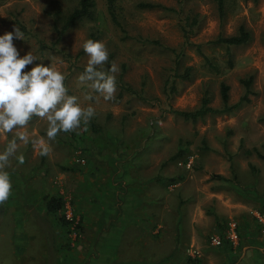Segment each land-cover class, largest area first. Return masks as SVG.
Listing matches in <instances>:
<instances>
[{"label":"rangeland","instance_id":"374dc122","mask_svg":"<svg viewBox=\"0 0 264 264\" xmlns=\"http://www.w3.org/2000/svg\"><path fill=\"white\" fill-rule=\"evenodd\" d=\"M78 1L0 0V35L17 26L24 37L13 40L20 56L31 52L38 59L34 63L51 64L65 76L68 94L77 96L82 107L95 109L89 124L82 123L77 132H61L50 142L47 156L39 155L31 143L18 142L17 155L23 154L25 162L20 165L12 158L6 169L11 182L17 175L42 198L57 190L64 199L58 214L42 212L49 228V264L62 255L65 263L104 264L111 244L116 248L109 264H127L124 253L140 260L135 264L155 259L163 264H264V256H247L253 248L264 255V168L260 166L259 173L250 168L237 180L246 158L238 157L239 150L264 153V0H224L222 17L217 0H115L119 26L111 20L106 0H94L95 17L59 35L55 28H61L60 17ZM146 2L175 11L139 6ZM240 25L250 32L248 43L229 50L211 43L235 34ZM91 34L105 44L111 63L118 67L113 100H104L78 80L88 57L77 54ZM187 67L190 78L178 77ZM250 75V102L232 112L208 113L196 122L173 112L198 108L204 95L209 106L220 107L221 82L229 87V103H235L244 93L240 80ZM120 83L129 88L122 90ZM46 128V121L34 117L22 131L47 142ZM13 136L0 133V152ZM178 150L180 158L169 160ZM132 156L139 157L135 164L142 161L139 184L135 177L125 176L124 164ZM257 176L256 194L239 189V181ZM178 177L175 184L165 185L167 179ZM127 193L140 202L144 196H150L148 202L158 198V206L150 208L159 209V214L133 227L142 229L143 237L124 248L133 211L117 219L121 206L116 204ZM36 203L31 212L42 214ZM62 215L73 220L57 233ZM232 226L236 242L228 238ZM213 236L221 243L213 245ZM170 249L174 257L163 260ZM16 261L6 248L1 250L0 264Z\"/></svg>","mask_w":264,"mask_h":264},{"label":"clouds","instance_id":"9594fccd","mask_svg":"<svg viewBox=\"0 0 264 264\" xmlns=\"http://www.w3.org/2000/svg\"><path fill=\"white\" fill-rule=\"evenodd\" d=\"M24 40L23 33L16 26L12 32L0 35V133L13 134L4 150L0 152V204L5 203L12 193L10 174L6 171L15 158L20 165L25 160L18 153V142L31 143L39 155L47 156L50 142L61 133L77 132L82 123L87 125L95 116V109L89 105L82 107L78 97L68 94L65 76L55 67L45 65L31 52L20 56L13 40ZM88 57L87 66L78 77L81 84H87L94 92L109 101L115 98L117 91L116 73L118 67L113 62L108 64L109 53L101 41L87 39L82 45ZM29 65H34L30 70ZM94 97L86 96V100ZM47 122L46 137L30 138L26 129L33 118Z\"/></svg>","mask_w":264,"mask_h":264},{"label":"crops","instance_id":"0c3cea01","mask_svg":"<svg viewBox=\"0 0 264 264\" xmlns=\"http://www.w3.org/2000/svg\"><path fill=\"white\" fill-rule=\"evenodd\" d=\"M259 153L263 154L262 152L258 151ZM238 157L245 158V164L243 163L242 168L243 171H237V180H240L241 174L248 173L252 169H255L254 172L256 173L258 171L260 166H263L264 168V158L259 156L257 152L253 151L252 149H244L239 150ZM141 158V157H140ZM133 159V161H131ZM139 159V157L132 156L125 164L126 167V174L125 176L130 175L132 178H136L135 181L139 184V181L141 180V174L139 173L140 168L142 167V161H138L139 163L135 164V162ZM242 159V160H243ZM142 160V159H141ZM141 164V165H140ZM137 166L135 169V173L131 174L129 169L131 167ZM253 172V171H252ZM250 173V172H249ZM13 178H16V181H12V193L9 197V199L3 203L0 204V253L1 250L7 249L10 253L14 255L15 260H18L17 264H49L48 261V244H47V236L49 234V228L47 226V219L43 215L42 212H44L45 208L42 204L43 198L40 196L37 191L34 190L32 184L26 180L21 179L17 175H14ZM145 179V178H143ZM258 179L257 176L256 180H243L242 182L239 181V189L245 190L246 192H253L256 194V188L253 187L255 184L258 185ZM175 184V183H174ZM141 185V184H140ZM166 185V184H165ZM173 185V184H172ZM260 185V183H259ZM138 188L139 186L136 185ZM136 187V188H137ZM142 188V186H141ZM248 189V190H247ZM44 193V192H42ZM45 194V193H44ZM55 194H60L57 190L55 191ZM50 194L49 196H51ZM61 195V194H60ZM48 196V195H45ZM44 196V197H45ZM41 197V198H40ZM150 196H144L143 200L141 199V202L137 199V197L132 198L127 193L126 196L118 198L119 203L117 201H114L116 205L121 206V211L118 218L123 215L125 211L130 209L133 211L132 219L127 221L129 223V227L126 230V235L129 236L126 241L122 243L121 246L128 247L129 245H137L136 242L143 237V230L138 229L141 227L140 224H143L145 222L144 219H146L148 216L152 217V214L155 212V217L159 214V209L153 210V206H158L159 199L156 198L153 202H148V198ZM264 197V195L262 196ZM41 199V200H40ZM151 200H154L155 197H151ZM263 201V198H261ZM38 201V202H37ZM37 202V203H36ZM141 203L140 205H135ZM264 202V201H263ZM38 206L37 209L40 210L42 214H33L31 211L35 206ZM39 203V204H38ZM114 204V205H115ZM140 206V207H139ZM2 207H6L5 211H2ZM127 208V209H126ZM108 209V204H106V208L104 209V213ZM110 209V208H109ZM139 211V212H138ZM258 213V212H257ZM260 213V212H259ZM110 215V214H106ZM59 227L56 231L57 233L61 230V225L58 224ZM138 227V228H133ZM133 229V230H129ZM135 230V231H134ZM109 234H112L111 231H109ZM115 237V236H114ZM59 239H62V235H59ZM60 242V241H59ZM111 251L113 252L116 248V245L111 244ZM174 249V248H173ZM172 249V250H173ZM253 250L251 253H247V256L251 257L259 255L260 257H263V253L259 251L257 248L251 249ZM109 252V259L108 261H105L104 264L112 263L111 254ZM171 252V249L168 253ZM128 253H124L123 260L125 257V260L127 264H135L139 263L140 260L137 259V257L132 256ZM251 255V256H250ZM57 263L56 264H78L75 262L71 263H65L64 260H66L65 256L57 257ZM60 258V259H59ZM64 259V260H63ZM158 259H155L151 262V264H163L160 261H157ZM142 263V262H141ZM164 264H173L169 262H165ZM186 264V263H184ZM232 264V263H227ZM238 264H245V262L240 261Z\"/></svg>","mask_w":264,"mask_h":264},{"label":"trees","instance_id":"16d2710c","mask_svg":"<svg viewBox=\"0 0 264 264\" xmlns=\"http://www.w3.org/2000/svg\"><path fill=\"white\" fill-rule=\"evenodd\" d=\"M179 1V0H178ZM115 0H106V6L107 10L110 14L111 20L113 21L114 24L120 25L116 13H115V5H114ZM217 5H218V12L219 16L222 17L223 15V7H224V0H217ZM95 4L94 0H79L78 4L70 11L68 14L61 16V28L59 29L56 27L55 29L57 30L58 34L61 35L64 31H66L69 27L74 25L75 23L84 20V19H93L95 17ZM140 7L143 8H162L165 10L169 11H175V9L171 7H166L164 5L158 4V3H151V2H146V3H139ZM60 16V13L57 12L56 17ZM194 23V20L192 21ZM89 39L94 40V35H90ZM251 39L250 32L246 30V28L243 25H240L238 28V31L229 36H219L216 39L212 40V44L216 45H224L226 48L229 50L230 46H240L248 43ZM155 44H159L158 41H153ZM42 47H45V45H41ZM199 45L197 46V49L199 50ZM200 52V51H199ZM84 53L83 49L79 51L77 56L81 55ZM229 54V52H227ZM230 55V54H229ZM229 67H232L231 64L232 62L229 59ZM111 55H109V61L108 64H106V68L111 66ZM84 71V69H82ZM189 70L190 68L187 67L185 68L184 72L181 75H177L178 77L182 79H188L190 78L189 76ZM253 81L252 75H250L247 78H243L240 80L241 84L243 85L244 88V93L241 95V97L236 101L235 103L230 104L229 103V87L226 83L221 82L220 83V98H221V106L220 107H211L208 105V98L206 95H204L201 98V103L200 106L194 110H174L173 112L181 116L184 120H190L192 122H196L198 119L202 118L204 115L208 113L212 114H224V113H229L232 112L236 109H238L241 105L249 103L250 102V95L253 94V91L251 90V84ZM121 85L120 88L122 90L129 88L128 85L125 83H120ZM253 151L257 152V154L261 157L264 158V155L259 153L257 149H253ZM181 151L178 150L176 153H174L169 160H175L180 158V153ZM219 178L224 179V177L220 176ZM180 178H170L166 180V185H170L178 181ZM161 180V179H160ZM42 204L45 208L44 212L47 215H52V214H58L64 207V199L62 195L60 194H53L51 196H45L42 200ZM60 221L61 226H68L72 223V220L65 219V217L62 215L58 219ZM175 249V248H174ZM173 249V250H174ZM175 253L170 252L168 255H166L165 259H171L174 257ZM189 258V257H188ZM190 259V258H189ZM198 261V260H197ZM161 262V261H160ZM186 264H188L185 261ZM197 263V262H196ZM194 264V261L193 263Z\"/></svg>","mask_w":264,"mask_h":264},{"label":"built area","instance_id":"2783aa9c","mask_svg":"<svg viewBox=\"0 0 264 264\" xmlns=\"http://www.w3.org/2000/svg\"><path fill=\"white\" fill-rule=\"evenodd\" d=\"M228 238L232 241V242H236L237 240V233L235 231L234 226L231 227L229 233H228ZM211 242L213 245H218L221 243L220 237L218 236H213L211 238Z\"/></svg>","mask_w":264,"mask_h":264}]
</instances>
